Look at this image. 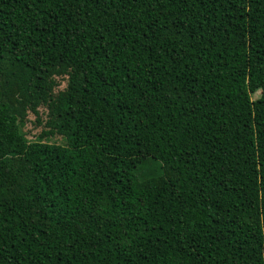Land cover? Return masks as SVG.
Instances as JSON below:
<instances>
[{"label": "trees", "instance_id": "16d2710c", "mask_svg": "<svg viewBox=\"0 0 264 264\" xmlns=\"http://www.w3.org/2000/svg\"><path fill=\"white\" fill-rule=\"evenodd\" d=\"M0 264H264V0H0Z\"/></svg>", "mask_w": 264, "mask_h": 264}, {"label": "rangeland", "instance_id": "374dc122", "mask_svg": "<svg viewBox=\"0 0 264 264\" xmlns=\"http://www.w3.org/2000/svg\"><path fill=\"white\" fill-rule=\"evenodd\" d=\"M65 86V81L62 80V82L60 83L59 87L56 89V90H59V89H62L64 88ZM255 98L259 96V92H256L255 94ZM254 95L252 97H254ZM40 114L42 117H44V111H45V108L43 107H40ZM33 120H34V116L33 115H28V121L26 122L25 126H24V132L26 134V137L28 139H34V137L40 132L42 126H38V125H35L33 123ZM54 140L55 141H58V142H61V136L60 135H56L54 137Z\"/></svg>", "mask_w": 264, "mask_h": 264}]
</instances>
